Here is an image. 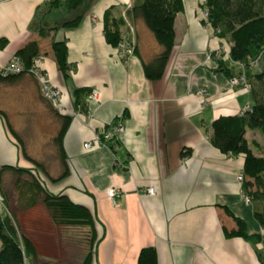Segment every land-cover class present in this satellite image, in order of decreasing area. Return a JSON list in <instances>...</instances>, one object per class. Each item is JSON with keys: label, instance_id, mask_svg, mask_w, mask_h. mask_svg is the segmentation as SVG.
I'll use <instances>...</instances> for the list:
<instances>
[{"label": "crops", "instance_id": "0c3cea01", "mask_svg": "<svg viewBox=\"0 0 264 264\" xmlns=\"http://www.w3.org/2000/svg\"><path fill=\"white\" fill-rule=\"evenodd\" d=\"M45 1H0V40L5 39L0 67L17 48L38 39L39 65L61 91L64 113L72 115L63 139L68 173L57 179L63 171L53 143L60 127L57 109L27 73L11 81L0 78V168H33L38 161L46 169H37L39 180L49 192L92 212L97 242L91 264H137L139 250L147 246L156 249L157 264H264L258 254L261 243L227 238L224 232L235 226L226 206L245 221L249 233H261L253 205L244 201L237 181L243 156L220 152L209 140L212 120L241 113L251 96L218 68L212 54L229 43L214 35L204 19L203 0H183L166 67L161 78L151 80L142 60L149 61L161 45L142 18H128L122 27L126 44L137 48L127 57L102 33L104 11L122 15L135 0H92L77 26H60L41 37L28 25ZM58 14L49 11L45 23ZM62 38L73 65L67 79L51 47L52 40ZM85 86L98 90L97 100L87 99L86 113L73 102L74 87ZM117 122L124 125L118 140L84 147ZM11 180L9 171L2 173L6 188ZM148 186L154 187L153 196L145 192ZM112 188L119 191L114 200L107 197ZM7 214L0 194V216ZM23 219L25 215L21 225Z\"/></svg>", "mask_w": 264, "mask_h": 264}, {"label": "trees", "instance_id": "16d2710c", "mask_svg": "<svg viewBox=\"0 0 264 264\" xmlns=\"http://www.w3.org/2000/svg\"><path fill=\"white\" fill-rule=\"evenodd\" d=\"M92 0H46L38 7L36 16L30 21L29 28L38 36H46L57 28H71L82 20L84 12L91 6ZM183 0H135L126 12L113 16L105 10L103 16L102 33L106 41L120 47L125 40L126 33L122 27L127 19L142 18L146 26L155 36L161 50L149 61L142 60L144 75L148 79L162 77L166 62L174 45L175 16L183 10ZM205 20L214 31V35L228 40L229 48L226 53L218 57V68L226 75L240 78L243 76L248 84L251 96L250 104L241 113L219 115L210 124L209 140L212 145L226 154H240L243 156L241 193L246 195L253 205V216L261 227V233L251 234L243 219L235 216L225 206V212L234 221V229L224 227L227 238L240 237L250 241L253 245L264 242V147L253 138L246 137L248 130H259L264 136V0H203ZM52 9L59 10L57 19L52 26L45 24V16ZM5 39L0 40V47ZM126 43V42H125ZM51 47L57 68L66 79L73 71V65L67 58L68 47L66 38L52 40ZM133 52L137 53L136 46ZM41 48L38 39H30L17 48L15 56L22 60L25 72L18 74H0L4 81H11L21 73H28L35 58L40 56ZM243 85V83H241ZM240 85V84H238ZM93 88L74 87V108L86 113L87 99ZM60 120V127L53 138L57 147L63 171L57 179L67 176V157L63 146L64 134L69 127L72 115L55 111ZM190 149L181 151L189 153ZM33 168L6 165L0 168V194L9 210V215L0 216V264H29V260L37 261V249L31 237L23 231L20 219L25 213L33 209L37 202L41 203L50 223L61 235L69 228L88 229L89 249L86 253L73 255L76 264H91L93 250L97 242L96 223L92 212L82 204L72 202L63 194H53L39 180L37 169L45 172L42 164L34 162ZM12 174L11 187L6 188L2 183V173ZM69 254V253H68ZM264 263V252H258ZM158 255L153 246L143 247L138 252L137 264H157ZM73 262V263H74Z\"/></svg>", "mask_w": 264, "mask_h": 264}, {"label": "rangeland", "instance_id": "374dc122", "mask_svg": "<svg viewBox=\"0 0 264 264\" xmlns=\"http://www.w3.org/2000/svg\"><path fill=\"white\" fill-rule=\"evenodd\" d=\"M255 131L256 133H252L248 130L246 137L249 140L253 137L256 138L264 147V136L259 130L255 129ZM23 223V231L31 237L37 249V261L29 260V264H76L75 260H72V256H80L78 254H81V252L86 253L89 249L90 234H88V229L82 227L69 228L64 230L61 235L50 224L49 214L39 202L36 203L33 209L25 213ZM261 244L264 250V242Z\"/></svg>", "mask_w": 264, "mask_h": 264}, {"label": "built area", "instance_id": "2783aa9c", "mask_svg": "<svg viewBox=\"0 0 264 264\" xmlns=\"http://www.w3.org/2000/svg\"><path fill=\"white\" fill-rule=\"evenodd\" d=\"M2 1V0H0ZM120 54L123 55V57H127L128 53L132 52L133 50V45L129 43H125V41H122L120 43ZM215 52L212 54L215 57H219L221 53H226L225 51V46L223 44L217 46V48L214 50ZM41 56L36 57L35 61L32 66L29 68V72L27 74H31L35 80L38 82L39 86V92L42 94V96L48 100L54 107L57 109L59 112H65L66 106L64 102H62V95L61 91L49 80V76L43 68H41L40 64V59ZM26 67L24 66L22 60H20L19 57L13 56L10 59V62L7 63L5 66L0 67V74L2 75H7V73H13V74H18L19 72H25ZM229 81L231 84H240L243 83V86L248 89V84L245 83L243 76L240 78L237 77H231L229 78ZM200 94L205 93V90H200ZM98 96V90L93 89L90 94L88 95L89 99L97 100ZM124 125L123 123H113L111 125V128L109 131H104L102 134L96 135L93 140H88V142L84 143V147H93L95 145H98L99 143L102 142L103 139L105 140H118L123 132ZM237 181L240 183L242 181V174H238L237 176ZM145 192L153 196L155 194V189L154 187L148 186L145 189ZM119 196V191L118 189L112 188L107 191V197L110 200H114L116 197ZM244 201L249 202V199L246 195H243ZM263 249V247L261 248ZM264 251V250H263Z\"/></svg>", "mask_w": 264, "mask_h": 264}, {"label": "water", "instance_id": "95a60500", "mask_svg": "<svg viewBox=\"0 0 264 264\" xmlns=\"http://www.w3.org/2000/svg\"><path fill=\"white\" fill-rule=\"evenodd\" d=\"M45 24L52 26L53 22H49V23L46 22Z\"/></svg>", "mask_w": 264, "mask_h": 264}]
</instances>
